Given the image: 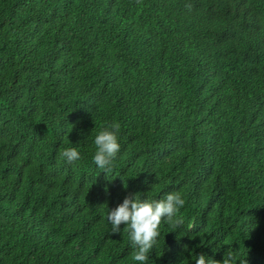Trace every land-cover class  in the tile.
<instances>
[{
  "label": "trees",
  "instance_id": "obj_1",
  "mask_svg": "<svg viewBox=\"0 0 264 264\" xmlns=\"http://www.w3.org/2000/svg\"><path fill=\"white\" fill-rule=\"evenodd\" d=\"M170 192L144 264H264V0H0V264H141L109 209Z\"/></svg>",
  "mask_w": 264,
  "mask_h": 264
},
{
  "label": "clouds",
  "instance_id": "obj_2",
  "mask_svg": "<svg viewBox=\"0 0 264 264\" xmlns=\"http://www.w3.org/2000/svg\"><path fill=\"white\" fill-rule=\"evenodd\" d=\"M191 10L192 5H185ZM120 124L112 122L95 136L96 151L92 157L95 165L103 172L112 170L113 161L120 151L118 134ZM62 159L68 162L80 159L76 148H66L61 153ZM107 191V188L105 189ZM185 205V200L179 192H170L164 199H141L137 194L126 196L123 202L115 208L109 209L107 220L111 224V234H119L121 225H125L129 233L131 244L135 251L132 259L144 264L149 259L148 253L153 249L160 235L159 226L162 220L172 228L177 229L183 225V219L177 213ZM238 257L228 251L222 261H217L200 254L195 259V264H237ZM239 264H247L246 260H239Z\"/></svg>",
  "mask_w": 264,
  "mask_h": 264
}]
</instances>
